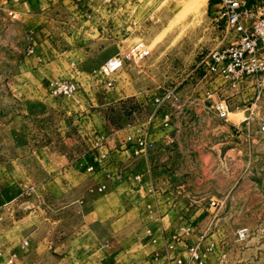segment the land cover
<instances>
[{
	"label": "rangeland",
	"instance_id": "obj_1",
	"mask_svg": "<svg viewBox=\"0 0 264 264\" xmlns=\"http://www.w3.org/2000/svg\"><path fill=\"white\" fill-rule=\"evenodd\" d=\"M8 1L0 0V201L6 202L0 230L10 240L7 253H18L16 263L61 264L54 248L82 234L90 244L127 242L142 224L171 210L173 221L179 214L193 227L199 246L205 239L215 244L212 264H264V97L252 101L243 83L223 88L218 96L229 98L231 108L219 116L206 103L205 85L188 74L201 53L221 43L224 21L215 22L214 7L194 0H104L117 12L99 32L108 38L126 32L130 49L149 50L141 61H125L116 86L127 97L113 102L104 77L91 76L102 79L84 90L66 63L62 73L36 71V39L48 21L66 18L76 31L80 11H91L89 0H40L39 11L18 8L14 16L4 11L15 8H3ZM114 23L117 30H109ZM62 79L76 81L81 92L53 96L48 82ZM164 90L173 95L157 105L153 99ZM152 114L151 131L168 135L155 140L159 152L152 154L164 167L155 172L164 183L151 188L156 197L122 203L117 187L98 176L93 152L125 146L126 135L141 132ZM165 114L169 126L162 127ZM240 228L248 230L243 240Z\"/></svg>",
	"mask_w": 264,
	"mask_h": 264
},
{
	"label": "crops",
	"instance_id": "obj_2",
	"mask_svg": "<svg viewBox=\"0 0 264 264\" xmlns=\"http://www.w3.org/2000/svg\"><path fill=\"white\" fill-rule=\"evenodd\" d=\"M13 1L9 0L5 2L3 8L10 4L14 5L15 8L11 9V6H9L8 9L4 11H12L15 14V9L24 8L26 11L37 12L42 7V2L40 0ZM85 2L86 5L90 7L91 11L89 12L88 8L80 11L79 17L81 18V25H79L76 31L67 27V23L70 20L61 17L57 20L52 19L48 21L44 29L46 34L36 39L38 48L36 59L39 62L36 71L41 74L62 73L63 70H61V65L66 63V73L71 72L77 74L83 80L84 85H82L83 88L80 85V90L81 88L87 90L94 82L102 79H100V77H103L101 75V69L104 62L116 54H123L128 51L130 46L127 40L131 37L128 34V36H126V32H124L122 38L117 34H112L109 38L102 35L99 29H103L106 24L115 20L117 8L115 6L112 7L111 3L104 0H91V2L89 0V2ZM214 4L215 3L211 4L210 0H207L208 6L213 7ZM127 15L128 13L126 12L123 16L126 21L129 20L126 17ZM111 25L113 29L109 30H117V24L114 23ZM41 31L42 30L39 32L37 31L35 35H39L38 33ZM91 32L94 33L91 34ZM230 40L231 37L228 36L226 41L228 42ZM124 65L125 62L121 67L109 75V78L113 80V86L110 87L112 90L109 92V95L113 97L110 98L113 102L120 101L127 97L122 96L123 91L119 86H116L120 81V76L118 74L121 72ZM91 76L100 77H97L99 79L94 81V77L91 78ZM87 85L88 87H86ZM76 103L82 104L83 102L77 97ZM154 119L155 117L150 123L146 120L145 126L141 130V132L147 130L149 132V139L153 142L145 155L136 156L133 154L130 147L125 146L119 149H105L100 147L96 152H93L92 157L94 160L96 156L106 152V158L94 164V167L96 168L98 176L103 177L105 181L117 187V191L119 190L120 196L123 197V200L120 201L122 203H134L135 200L138 201L140 199L145 201L151 195L156 197V192L150 193L151 188L159 186L160 183H164L162 176L160 181L155 177V172H160L164 167L161 162H156V158L152 154H154V152H159L158 148H153L154 145H158L154 143L155 140L157 141L160 136L168 138V135L163 134L158 137L159 134H155L151 131ZM159 125L162 126V118L159 121ZM135 175H140L139 182L134 180ZM1 204L5 205L6 202L2 203L0 201V209L3 208ZM170 212L171 210L142 224L141 228H139L136 233L132 234L127 242H123L118 238L112 240L110 243L103 242L102 244L97 243L98 245H96L95 242L94 245L93 243L90 244L88 240L86 243L83 237L84 234H82L80 237L73 240L74 242L68 240V242L64 245L62 244L60 248H54V251L61 256L59 259L61 264H165L163 260V255L165 253V234L174 229L179 230L182 224H187L185 219L184 221L183 219L181 220L182 215L179 216V214L176 215L177 217H175L173 221L174 218ZM119 219H121L120 215L116 220ZM3 220L4 217L0 213V222ZM4 237V230L1 229L0 264H5L10 257H13L14 260L12 264H17L18 253L15 249L12 250L13 253H7L6 244L10 243V240ZM194 241L195 237L192 232H190L184 237V240L177 246L176 250L179 251L184 258H188L189 253L187 245ZM199 249L202 255V264H212L217 261V248L212 241L205 239L200 244Z\"/></svg>",
	"mask_w": 264,
	"mask_h": 264
},
{
	"label": "built area",
	"instance_id": "obj_3",
	"mask_svg": "<svg viewBox=\"0 0 264 264\" xmlns=\"http://www.w3.org/2000/svg\"><path fill=\"white\" fill-rule=\"evenodd\" d=\"M213 7L215 22L224 21L220 29L221 43L201 53L188 74L205 85L206 103L217 115L224 116L231 108V100L218 96V91L226 86V89L237 90L243 83L245 84L243 87H251L252 101L256 102L264 97V0H217ZM8 14L14 16L12 11ZM228 36L231 40L224 44L223 41H226ZM148 55V49L133 47L123 54L108 58L101 69L107 88L113 86V80L109 78L110 73L121 67L125 61L137 62ZM218 79L223 80L222 83H219ZM48 88L53 96L72 97L78 92L79 85L74 80L62 79L49 81ZM172 95L173 90H164L153 100L160 105ZM153 118L154 114L150 115L148 122H152ZM162 126H169L167 114L162 116ZM260 131L264 134V121L260 124ZM152 144L147 130L130 133L125 137V147H130L136 156L145 155ZM106 155V152L99 154L95 161L104 160ZM89 169H92V166ZM134 180L139 182L140 175H135ZM104 187L99 185L96 190L102 192ZM214 204L215 201H211V205ZM192 231L193 227L187 223L182 224L179 230L174 229L165 234L163 255L165 264H202L199 242L187 245L188 258H184L176 250L184 237ZM247 234V228H240L237 231L238 240H243ZM12 262L13 257H10L5 264Z\"/></svg>",
	"mask_w": 264,
	"mask_h": 264
},
{
	"label": "bare ground",
	"instance_id": "obj_4",
	"mask_svg": "<svg viewBox=\"0 0 264 264\" xmlns=\"http://www.w3.org/2000/svg\"><path fill=\"white\" fill-rule=\"evenodd\" d=\"M206 1H207V0H194L193 5H194V6H195V5H198L197 3H199V2L202 3V4H203V3L205 4ZM202 4H201V5H202ZM199 5H200V4H199ZM201 5H200V6H201ZM200 6H199V7H200ZM193 8H194V7H193ZM196 9H197V8H196Z\"/></svg>",
	"mask_w": 264,
	"mask_h": 264
},
{
	"label": "trees",
	"instance_id": "obj_5",
	"mask_svg": "<svg viewBox=\"0 0 264 264\" xmlns=\"http://www.w3.org/2000/svg\"><path fill=\"white\" fill-rule=\"evenodd\" d=\"M210 3L213 4V3H217V0H210Z\"/></svg>",
	"mask_w": 264,
	"mask_h": 264
}]
</instances>
